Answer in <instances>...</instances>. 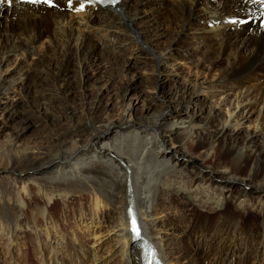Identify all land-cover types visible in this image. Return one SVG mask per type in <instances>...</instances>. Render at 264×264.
Listing matches in <instances>:
<instances>
[{
  "label": "bare ground",
  "instance_id": "6f19581e",
  "mask_svg": "<svg viewBox=\"0 0 264 264\" xmlns=\"http://www.w3.org/2000/svg\"><path fill=\"white\" fill-rule=\"evenodd\" d=\"M51 1V7L0 2V112L5 117L14 102L34 104L38 122L25 135L22 128L5 133L11 150L0 151V236L14 244L18 240L10 227L17 225V206L25 202L14 190L39 199L34 189L28 190L36 187L49 203L44 190L57 185L63 200L74 197V207L67 211L73 220L89 219L91 225L95 218L100 221L101 204L110 208L119 264H141L140 239L128 221L132 213L141 237L165 264L178 262L166 250L165 232L175 223L179 229L181 222L185 230L200 227L207 237L195 248H202L206 264H264V0H120L110 8L85 0ZM145 52L152 56L155 73L175 72L182 60L198 74H213L207 93L222 96L211 101L202 130H196L193 118L200 108L187 116L189 121L175 113L168 122L166 110L149 114L143 99L138 111L127 98L140 68L134 60ZM114 80L120 105L115 111L102 102L103 90L112 89ZM183 88L175 98L196 102L204 91ZM231 94L235 102L224 114L221 107ZM252 107H259L257 123L244 128L242 120L249 117L244 112ZM176 124L187 130L177 135ZM5 125L0 124V132ZM191 147L203 153L193 155ZM15 164L25 167L17 170ZM28 173L44 176L10 184ZM217 179L226 190L217 195L220 212L212 219L198 221L186 204L171 198L172 206L163 193L167 185L188 191L204 186L189 196L199 201L205 194L209 200L212 188L204 184L216 185ZM255 182L259 184L253 186ZM32 199L27 208L34 219L45 218L47 207ZM173 233L182 244L181 233ZM52 234L55 241L47 256L36 242L39 264H63L58 243L64 237L61 231ZM11 258L16 260V254Z\"/></svg>",
  "mask_w": 264,
  "mask_h": 264
},
{
  "label": "rangeland",
  "instance_id": "374dc122",
  "mask_svg": "<svg viewBox=\"0 0 264 264\" xmlns=\"http://www.w3.org/2000/svg\"><path fill=\"white\" fill-rule=\"evenodd\" d=\"M256 20L257 18L253 20V23H255ZM108 43H110V41ZM150 57L152 56L145 52V54H142L139 57L135 58L134 61L138 64L137 67L140 68H136L134 73L130 72L131 74H128V76H131L133 73L135 76L133 78V81L131 82V88L127 91V98L131 100V103L136 106V109L138 111L142 110V103L144 100H147V102L149 103V105H145L144 107L146 108V111L150 112L149 114H151L152 112L154 113L155 111L160 112L162 110H166L164 118H167L168 122H172V120L174 119V117L172 116L175 113H179L181 116L185 117V121H189L187 119V116H191L192 113L197 110V108H200V112L193 117L194 123L196 124V130H200V126L203 125L204 120L206 119L207 109L210 103H212L211 101L217 99L219 96H222V94L220 95L219 92L212 93L210 91L209 93H207V89L212 85L211 80L214 79L213 74H198L196 73L195 67H193L192 65L184 64L182 60L180 61V66H178L176 70L178 73L176 71L167 73L166 70H163L161 72L156 71L155 73L152 71V66L149 63ZM106 63H108V61H106ZM115 81L117 80L112 81L111 84H109L110 86L108 87L113 88L103 90L102 94L103 104L108 103V108L110 107L114 111L116 109L119 110L118 108L120 107V105H118L117 97V91L119 90H116L114 88V86H117V84H115ZM191 85L204 90L203 93H200L198 95L200 99L199 101L194 102L193 99L189 100L183 97L175 98L176 90L183 93V87L187 86L188 89H190L189 87ZM233 96V94L229 95L227 103L221 107V110L224 114L226 113L227 109H231V102L233 101L232 104L235 102V96ZM14 103L15 106L10 107L6 111L5 117L2 115V112H0V124H6L3 128V131L0 132V151L3 152H8L11 150L9 147V141L7 140V136L5 134L6 131L9 132L13 131L12 129L22 128L21 134L25 135L26 133H30V131H32L38 124V122H36L34 118V104L27 106L21 101ZM229 104L230 107H228ZM112 105L114 107H112ZM112 112L113 111H109L108 117ZM258 112L259 107H252L248 112H244V114L249 116L248 118L242 120L244 122V128L247 127V125H253L257 123L254 122V120ZM5 118H7L8 120H5ZM262 126L264 130V124H262ZM23 128L26 129L23 130ZM173 128V131L177 135L187 130L185 126H182L180 124L174 125ZM38 131V129L35 130V132ZM241 131L244 132L245 130L242 129ZM102 134L106 137L108 134H110V132L108 130L103 132ZM255 143L258 144V148H261L259 139H257ZM168 145L170 146V144ZM189 151L193 155L199 154V156L201 155V153H203L201 149H198L196 147H191ZM190 162L193 165L196 162L195 158H192ZM207 164H211L210 159L207 161ZM24 167V164L14 165V168L17 170ZM202 173L208 176L209 170H202ZM44 175L47 178H53V176H51L48 172ZM44 175L40 173H28L21 177H14L13 175H11L16 178V180L10 181V184H18V186H20L19 183L23 180H26L27 178H41ZM183 183L188 185V180L184 178ZM223 183L224 181L220 179L216 180V185L205 182L204 185L206 186V188H212V199L209 200L207 199V196L205 194L199 201H194V198L192 196H189L190 192H203L205 188L204 186H201L200 189H196L195 186H192L190 191H188L185 188L176 185H167L164 187L163 193L168 196V204L172 205L173 200L175 198H178L179 202L186 204L188 208L193 210L198 221H202L203 217L208 216L210 219H212L215 212L216 214L220 212V210L216 211L219 203L217 195L223 193L226 190V188L222 186ZM258 184L259 183L255 182L252 185L257 186ZM31 189L35 190L36 195L39 196V199H37L35 196H26V193L14 190V192L16 193L14 195H17L18 199L24 201L25 205L23 206L22 204H19L17 206V208L19 209L17 218L18 223L16 226L13 225L10 227V233L18 236V240L16 241V243L14 244V242H11L8 237L0 236V264H39L40 249L38 248L36 242L38 241L40 247H43L44 254H46L47 256L48 251H50V247H52L53 245V241H55L53 240V231L59 234L61 231L62 236L64 237L63 242L58 243L60 249L59 253L61 254L60 260L63 262V264L120 263V259L122 260L120 244L117 241L115 229L113 228L111 222L112 214L110 212V208L106 206L105 203L101 204L103 213L100 212L98 214L100 221L98 222V220L95 218L92 222L89 223L91 225H87L86 222L88 223L89 219H87L86 221H80L78 219L73 220L68 216L67 211L71 207H74L75 200L74 197L63 200L61 198L60 186H48V188L44 190L51 198L49 203L46 199H42V197H40V194H42V192H40L38 188L32 186L28 190ZM32 198L36 199V202H38L39 206L47 207V214L45 215V218L37 216L36 219H34L33 214L28 210L27 207L32 205L34 201V199ZM54 200H56L55 205H53ZM46 219L50 221V224L45 225L43 223V221ZM1 220L2 218L0 216V222ZM176 226L177 225L175 223V226L168 227L167 231L165 232L168 242L165 243L166 250L169 252L171 260H177L178 262H176L175 264H206V261H204V256L202 254V248L198 245L197 250L195 249L198 242H202V240L207 238L201 234L200 227L194 226L189 230H185L183 222H181L179 229ZM177 231L181 233L182 244L178 242L176 233H173ZM1 234L5 235L6 233ZM13 253L16 254V260L11 258V255ZM214 253L215 250H212L210 256L212 257ZM54 264L58 263H55L54 261Z\"/></svg>",
  "mask_w": 264,
  "mask_h": 264
},
{
  "label": "snow or ice",
  "instance_id": "6c2138e0",
  "mask_svg": "<svg viewBox=\"0 0 264 264\" xmlns=\"http://www.w3.org/2000/svg\"><path fill=\"white\" fill-rule=\"evenodd\" d=\"M0 2H3V0H0ZM9 2H11V0H9ZM31 2H35V0H31ZM45 2L47 3L48 0H45ZM82 7H83V5H81V8ZM77 10H79V9H77ZM132 231L138 235V230H137V227H136L135 220H133V222H132Z\"/></svg>",
  "mask_w": 264,
  "mask_h": 264
},
{
  "label": "water",
  "instance_id": "95a60500",
  "mask_svg": "<svg viewBox=\"0 0 264 264\" xmlns=\"http://www.w3.org/2000/svg\"><path fill=\"white\" fill-rule=\"evenodd\" d=\"M139 239H140V241H139V242H141V240H142V239H141V238H139ZM137 240H138V239H137ZM146 246H147V245H146Z\"/></svg>",
  "mask_w": 264,
  "mask_h": 264
}]
</instances>
